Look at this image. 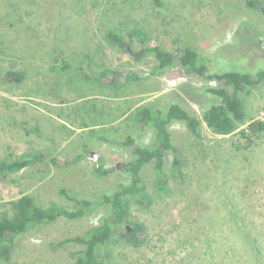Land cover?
<instances>
[{"label": "rangeland", "instance_id": "rangeland-1", "mask_svg": "<svg viewBox=\"0 0 264 264\" xmlns=\"http://www.w3.org/2000/svg\"><path fill=\"white\" fill-rule=\"evenodd\" d=\"M240 25L249 26L247 32L239 33ZM127 27L144 31L147 47L218 51L224 62L214 69L234 63L264 67V14L244 0H0V70L22 74L19 81L0 83V159L46 153L43 163L0 173V215L10 213L4 202L24 193L42 206L71 207L61 188L90 197L113 187L119 172L99 175L93 168L99 161L107 168L129 160L130 149L121 146L128 133L151 143L152 129L141 131L134 119L138 106L165 109L169 95L200 114L204 96L196 89L214 80L177 64L151 73L156 60L137 61L136 43L121 48L107 39L108 29ZM59 56L87 74L109 68L142 77L119 76L117 89L101 86L92 75L86 80L71 68L60 69ZM243 101L250 121L228 135L203 122L199 134L183 122L170 124L183 155L179 175L169 172L167 190L160 191L152 166L143 169L149 200L130 197L128 219L145 225V237L135 246L114 234L106 264H264V128L252 133L247 127L252 120L264 122V81ZM85 146L90 154L73 162ZM104 213L98 208L32 227L0 264H76L72 251L79 245L58 242Z\"/></svg>", "mask_w": 264, "mask_h": 264}, {"label": "trees", "instance_id": "trees-1", "mask_svg": "<svg viewBox=\"0 0 264 264\" xmlns=\"http://www.w3.org/2000/svg\"><path fill=\"white\" fill-rule=\"evenodd\" d=\"M244 2L248 8L261 10L264 14L261 0H244ZM239 29V33L242 34L247 32L249 26L240 25ZM106 37L111 43L121 48H127L128 45L136 43L138 50L132 55L137 61L148 56L156 60V64L150 70L151 73L160 72L177 64L195 76H205L214 80L213 85L196 89L197 93L204 96L200 114L189 111L177 101V98L168 97L169 95H164L168 102L165 109L140 105L135 109L134 119L141 131L146 128L152 129L151 143H141L136 134L128 133L121 141V146L130 149L131 158L123 162L121 166L107 168L102 167L99 161L93 168L99 175L119 172L113 187L90 197H79L61 188L60 194L72 202L71 207L56 204L42 206L28 193L4 202L2 207L10 213L3 211L0 215V258L9 259L19 236L32 227L50 224L59 218L76 219L90 210L105 208L106 213L96 224L86 227L80 234L63 238L58 243L79 245L78 249L72 251L76 264H106L110 258L107 247L112 242L114 234H117L122 241L135 246L139 245L145 237V225L141 221L128 219L130 197H135L138 202L149 200L142 178L143 169L147 165L152 166L154 180L160 191L167 190L169 172L173 177L179 175L177 171L183 162V155L174 143L169 129L170 124L183 122L192 133L199 134L200 125L203 122L215 134L228 135L250 121L246 116L243 94H248L251 89L257 88L264 81V67L244 69L245 67L240 65L239 67L234 63L214 69V65L224 62L217 59L220 52L206 53L191 45L176 46L173 51L158 46L147 47L144 46V31L134 30L131 27L110 28L106 31ZM57 60L60 61V69L71 68L75 74L84 76V79L89 80L92 77L95 82H102L101 86L109 88H118L119 76L123 75L126 80L142 77L129 72L122 74L120 71L109 68L87 74L81 66L73 65L62 56H59ZM9 78L19 81L22 74L13 70H0V83L6 82ZM89 125L87 122L83 123L85 127ZM247 127L252 133L259 132L264 128V122L252 120ZM240 134L245 135L244 128L240 129ZM98 138L108 141L103 135H99ZM45 154H25L17 159L1 158L0 173L5 176L38 162L43 163ZM88 154H90V148L85 146L75 154L72 161L78 162ZM50 162L56 164L57 160L52 157Z\"/></svg>", "mask_w": 264, "mask_h": 264}]
</instances>
